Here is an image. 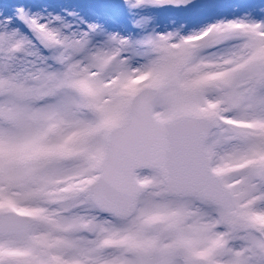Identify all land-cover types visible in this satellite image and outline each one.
Listing matches in <instances>:
<instances>
[{
  "label": "snow or ice",
  "instance_id": "6c2138e0",
  "mask_svg": "<svg viewBox=\"0 0 264 264\" xmlns=\"http://www.w3.org/2000/svg\"><path fill=\"white\" fill-rule=\"evenodd\" d=\"M0 264H264V0H0Z\"/></svg>",
  "mask_w": 264,
  "mask_h": 264
}]
</instances>
